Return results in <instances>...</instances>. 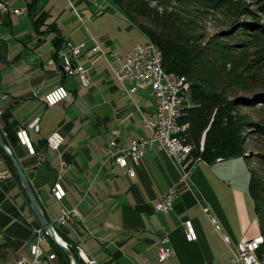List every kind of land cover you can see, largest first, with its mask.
I'll use <instances>...</instances> for the list:
<instances>
[{"label":"crops","instance_id":"obj_1","mask_svg":"<svg viewBox=\"0 0 264 264\" xmlns=\"http://www.w3.org/2000/svg\"><path fill=\"white\" fill-rule=\"evenodd\" d=\"M16 1L11 2V7L26 12L17 7ZM83 1L92 11L89 18L100 19L104 24L116 18L112 13L119 14L117 6L105 5L106 1L78 2L83 5ZM41 12L35 10V15ZM121 18L127 20L123 11ZM112 31L121 32L119 24ZM109 33L98 31L95 36L89 32L74 42L62 36L64 44L85 43L86 50L95 45L92 36L105 55L83 56L81 64L88 71L91 86L83 88L72 78L82 90L67 88L69 97L48 107L45 96L58 86H65L70 78L59 72V60L50 64L56 52L51 44L54 35L39 39L29 13L0 12V131L5 129V114L10 115V122H15L18 129L40 119V131H30L35 155L21 145L13 151L7 147L23 167L49 221L67 242L84 249L98 264H229L239 242L262 233L249 190L251 175L246 159L207 164L188 158L179 163L166 149L153 146L134 167L136 177L130 178L112 161L115 149L111 144L129 147L134 141L149 139L144 119L153 118L156 103L148 90L138 91L132 99L117 81L111 67L121 66L139 42L123 52L117 37ZM44 39L52 53L46 64L42 54ZM103 62L114 82L99 69ZM86 91L90 96L87 103L81 99ZM91 94L99 100H92ZM146 95L153 102L142 107L141 99ZM54 132L65 138L57 152L49 150L45 143ZM3 152L0 147V171L10 173L11 179L0 182V264H14L19 256L29 255L34 230L41 226ZM59 177L67 191L62 204L52 193ZM174 186L179 195L173 209L158 211L160 197ZM62 207L74 209L77 219L58 226ZM205 207L211 209L221 231L205 214ZM187 219L194 224L197 241L187 238ZM222 232L229 235V244L223 240ZM163 238H167L165 246L174 251L165 262L157 256ZM44 251L54 253L50 241ZM52 264H57L56 260Z\"/></svg>","mask_w":264,"mask_h":264},{"label":"trees","instance_id":"obj_2","mask_svg":"<svg viewBox=\"0 0 264 264\" xmlns=\"http://www.w3.org/2000/svg\"><path fill=\"white\" fill-rule=\"evenodd\" d=\"M113 1L115 6L125 13L129 21L138 26L140 31L161 49L166 71L185 76L191 83L192 106L184 109L179 121L181 124L188 125L185 137L187 142L193 146V152L189 158H201L207 164H213L217 160L226 161L241 157L250 162L247 151H245L247 136L256 133L264 140V124L253 122L247 115L238 111L233 113L244 101L232 100L227 93L228 88L236 86L244 88L243 82L238 80V75L235 76L236 64L232 66L229 60L233 52L237 50H234L230 44L219 41L204 44L200 36L187 29L185 22L174 19L171 14L160 16L141 0ZM27 10L31 13L35 12L36 1L29 2ZM50 17L47 11L33 17L34 31L39 39L45 33L42 28ZM140 18L148 19L150 25L137 24ZM52 27V33L59 38L54 54V58L58 61L60 59L58 51L63 45L64 38L56 22L52 24ZM220 75L224 78L221 79ZM256 100L264 103V92L256 96L249 106H254ZM3 120L5 122L3 138L6 145L13 151L14 147L21 145L17 137L18 128L15 122H10V115L5 114ZM202 139H205L203 151L200 150ZM45 143L47 146V140ZM5 156L13 176L22 187L12 161L6 154ZM262 157L264 159V155ZM262 162L264 165V160ZM250 175L249 190L256 204L261 234L264 236V182L260 173L253 168H250ZM56 231L67 242L58 228ZM49 241L54 246L53 254L57 258L56 263L72 264L64 251L51 239ZM67 243L79 264H84L79 257L77 247L70 242ZM258 255L264 261V245Z\"/></svg>","mask_w":264,"mask_h":264},{"label":"rangeland","instance_id":"obj_3","mask_svg":"<svg viewBox=\"0 0 264 264\" xmlns=\"http://www.w3.org/2000/svg\"><path fill=\"white\" fill-rule=\"evenodd\" d=\"M31 1L33 0H17L16 4L18 8H21L26 11V12L23 11L24 14L29 13L31 16L35 17L36 16L35 12L31 13L30 11L27 10L28 3ZM34 1H36L37 12H41L43 9H45L51 15V17L47 19L46 25L43 26L42 28L43 31L45 32L42 35V37L44 38L53 35L54 38H57L55 37V34L52 33V29H53L52 24L55 22L57 23L58 28L61 30V35L64 38H69L73 42L81 40L83 37H85L84 35H86V33L89 32H91L95 36L98 35L97 34L98 31L109 33V31L113 30L115 24L117 25L119 24L121 32L112 31L109 33V35L114 34L117 37L116 40L119 41L118 45H120L121 48L123 47L122 48L123 52H125V50L127 51L128 48H130L137 42H139V44H147V43L155 44L150 39H148L142 32H140L138 26L134 24L132 26L131 25L132 23L128 22L129 19L126 15H125L127 17L126 21L121 18L122 10L119 7L115 6L113 0H86L92 4L106 1L107 3H105V5L115 6L117 8V12H119V14L112 13L114 14V16H116V18H114V20L109 24H104L103 21H101L100 19L94 20L92 18H89L88 13H91L92 11L88 10L87 3L85 1H83V5H81L78 2L79 0H72L73 4L69 3L68 0H51L49 5H47L48 7L45 6V4H47L49 0H34ZM141 1L147 3L149 8L155 10L160 16H163L165 14L168 15L171 14V17H173L174 19L185 22V24H187L186 25L187 29L190 30V32H194L195 34L200 36L204 44H208V42L211 41L212 42L219 41L221 43H226L233 46L234 50L237 51L233 52V54L229 58V60L231 61L230 64L232 66L233 64H236L237 72L235 76L238 75V80L243 82L242 85L244 87V88H240L239 86H236L231 89L228 88L227 90L230 99L244 100L242 101V103H240V105L236 108V110L233 111V113H236L238 111L243 115H247L253 122L264 124V103L256 100L254 106L252 107L249 106V103L252 102V100H255L256 96L261 95L264 92V0H141ZM72 5H75L76 9H74ZM26 16L28 15L26 14ZM26 21H28V23H31L30 22L31 18L27 17ZM137 24L149 26L150 22L146 18H140ZM130 25L132 28L130 27ZM128 26L130 27L129 30H128ZM91 40L94 42V44L97 43V41L92 36H91ZM43 44H44L42 48L43 61L46 64L48 60L52 57V53L51 50H49V46H48L49 43H45V39L43 40ZM89 50L84 49L85 52ZM94 55H98V54H94ZM99 55L104 56L105 54L103 53ZM81 59L79 60L80 63H81ZM51 61L54 62L50 64H55L56 59ZM59 61L61 62V64H59V69H58L59 72L65 77H70L66 79V83L64 87L66 89L76 88L82 90L81 87L78 86L76 82V80L78 79L69 76L64 71L61 57ZM123 65L124 63L119 67H122ZM98 66L99 69L102 72H104L105 76L109 78L110 81L113 82L115 81L110 70L107 68L106 63L103 62ZM60 67H62L63 70H60ZM117 68L118 67H111L115 78L121 84L124 91L133 99V96L142 89L138 90L133 96L130 95L114 72V70ZM87 75H88V80L90 82L88 87L83 86L82 83L78 80L79 84L83 88H89L91 86V81L88 71H87ZM220 77L221 79L224 78L223 75H220ZM86 93L87 94L85 95V97L81 98L85 103L90 101V96L88 95L89 92L86 91ZM138 98L139 97L137 96L136 99L139 100ZM91 99L97 101L99 100L98 97L96 98V96L94 95H92ZM141 100H142L141 101L142 107H144L145 104L147 105L153 102V100L150 97H148V95H146ZM191 106H192V102H191V90H190L189 101L188 104L185 105L184 109ZM184 109L182 112V116L184 113ZM247 137L248 139H247L245 151H247V155H250L249 156L250 162H247V160L245 161L249 166V169L253 168L260 173V176L264 182V165L262 162V160H264L262 157L264 155V140L261 137H259L256 133H251ZM202 140L204 141V139ZM121 148H127V147H121ZM114 149L115 152L113 153V155L116 153V148ZM259 236H263V235L260 234Z\"/></svg>","mask_w":264,"mask_h":264},{"label":"built area","instance_id":"obj_4","mask_svg":"<svg viewBox=\"0 0 264 264\" xmlns=\"http://www.w3.org/2000/svg\"><path fill=\"white\" fill-rule=\"evenodd\" d=\"M14 0H0V12L14 13L23 15L24 12L19 9H13L11 2ZM85 44L72 45L66 43L59 51L64 71L72 77L77 78L83 86H89L87 70L80 63L83 55L91 57L94 54H103L98 43L89 51H84ZM160 48L153 44H139L135 46L132 52L128 55L124 65L114 70L117 78L124 85L130 95H134L140 89H146L151 92V95L156 100V111L152 119H144L145 127L149 130L151 136L149 139L142 138L139 141H134L130 147L118 148L116 142L112 146L116 148V153L111 159L129 175L130 178H135V166L138 165L144 156V153L153 146H160L177 161L183 162L190 157L193 152L192 144L188 143L185 137V132L188 125L180 124L179 120L182 117V112L185 105L188 104L190 91L185 82L181 79H175L170 72H167L163 66V62H159ZM54 61H51L53 63ZM69 96V91L60 86L50 91L45 96V103L48 107H54L62 103ZM3 111L0 109V115ZM30 131H40L39 117L33 119L27 127H22L17 131V137L20 144L25 147L29 154L35 155ZM65 141V138L60 133L56 132L50 135L47 139V148L51 151H59ZM204 150V141L201 142V151ZM200 161V159H198ZM187 177V175H185ZM10 173L0 171V182L9 181ZM54 198L63 203L67 197V191L63 184L62 178L58 180L52 187ZM179 191L177 186L172 187L168 192L164 193L157 204V210L160 212H169L173 209L174 201L178 197ZM205 214L210 218L218 231L222 230V226L213 215L209 207L204 208ZM77 219V214L74 209L62 207V216L56 221L58 226H65L71 221ZM187 238L189 241H197L198 235L194 224L187 219L184 222ZM35 240L30 244V252L28 256L17 258L14 264H52V261L57 258L55 255L46 254L44 245L49 242V236L41 227L34 230ZM223 240L230 243L231 239L225 232L221 233ZM167 238H163L161 246L157 251L158 259L161 262L167 261L174 255V251L167 248L165 244ZM67 247L68 243L65 242ZM261 249L259 246V236L253 239H243L238 243L233 252V257L229 264H264L259 258L258 252ZM78 254L84 264H98L84 249L79 248Z\"/></svg>","mask_w":264,"mask_h":264},{"label":"water","instance_id":"obj_5","mask_svg":"<svg viewBox=\"0 0 264 264\" xmlns=\"http://www.w3.org/2000/svg\"><path fill=\"white\" fill-rule=\"evenodd\" d=\"M59 42V38H54L52 40V45L55 46ZM60 70H63L62 67H60ZM205 140V139H204ZM0 147L4 151V153L10 158V160L13 163V166L18 174V177L21 181L22 187L30 201V206L33 210V213L41 226V228L44 230V232L49 236V238L62 250L64 253L70 258L72 264H79V261L75 254L71 251L69 247L65 245L64 240L58 235L56 228L54 227L53 223L49 221L47 216L45 215V212L41 206V203L36 196L33 187L23 169L21 166L19 160L17 157L10 151V149L7 147L3 134L0 131ZM250 156V155H247Z\"/></svg>","mask_w":264,"mask_h":264},{"label":"bare ground","instance_id":"obj_6","mask_svg":"<svg viewBox=\"0 0 264 264\" xmlns=\"http://www.w3.org/2000/svg\"><path fill=\"white\" fill-rule=\"evenodd\" d=\"M159 62H163L162 53L159 54ZM171 75L175 79H181V82H185L188 85L189 91L191 90V83L187 80L186 77L180 76V75L175 74V73H171ZM262 245H264V237L263 236H259V246L262 247Z\"/></svg>","mask_w":264,"mask_h":264}]
</instances>
